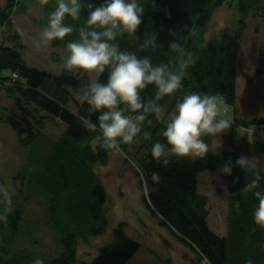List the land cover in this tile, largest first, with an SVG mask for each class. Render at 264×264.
Instances as JSON below:
<instances>
[{
  "label": "trees",
  "instance_id": "1",
  "mask_svg": "<svg viewBox=\"0 0 264 264\" xmlns=\"http://www.w3.org/2000/svg\"><path fill=\"white\" fill-rule=\"evenodd\" d=\"M214 1L209 0V3L201 5V0H140L144 6V14L143 23L136 34L139 40L124 34L116 41L121 50L137 51V45L143 41L146 33H157V47L147 48L139 53L141 56L150 57L153 64L168 63L170 58L175 57L176 54L171 52L169 44L177 37L181 38L185 49L193 53L196 63L186 71L182 81L183 88L160 101L166 118L174 111L183 95L193 92L201 95L220 93L226 97L227 104L233 105L237 98V69L241 66H255L257 73L264 70V2L259 4L260 0ZM225 1L229 6L235 4L238 12L236 32L228 33L221 29L218 36L208 38L213 11ZM88 2L99 6L103 0ZM81 3L80 19H65L67 25L77 29L86 25L88 15L87 0H81ZM259 5L262 6L260 14L263 18L257 23L254 33L244 41L246 26L249 25V13L253 16L260 15L259 9L253 12L250 8ZM13 7V0H7L6 4L0 0V25L8 29L12 28L10 16ZM190 30L196 35L183 39ZM16 37L8 35L6 38ZM78 39V31H74L64 40L53 41V44L67 51V43ZM18 42L9 45L5 41L0 42V90L14 86L16 88L13 89L21 94V98L20 94L17 95V106L13 113H0V124L9 125L17 132L22 145H29L44 136L47 122L55 123L58 119L67 125L64 134L55 140V151L45 163L43 175L37 180L47 191L48 223L59 235L63 251L57 258L41 259L44 264H127L138 251L140 244L126 233L122 223L114 230L112 239L99 249L98 255L92 261L80 260L77 253L81 240L86 241L102 233L108 224L105 190L98 181L94 167L108 161L110 150L103 147L100 131L91 132L85 129L79 119L88 116L87 103L83 101L76 111L68 106L71 94L67 88L80 93V89L89 79L73 74L55 75L29 67L23 59ZM5 71L9 74H4ZM14 72L19 74L16 79L12 76ZM99 79L106 82L107 71ZM141 94L145 99L154 96L155 87L149 86ZM127 111L131 113L128 109ZM98 115L99 113H96L91 116L93 122H97ZM150 118L153 123L145 124L137 139L145 138L143 132L147 131L153 136V143H166V139L160 135L161 129L166 127L165 122ZM229 121L231 127L225 133H231L237 127L264 125V118L251 121L235 118ZM217 135L205 136L202 139L209 143ZM97 138L99 141L94 145L93 141ZM244 142L239 147H249L248 142ZM82 143L86 146L81 147ZM151 148L145 147L142 157L141 171L146 182V192L143 190V194L162 224L168 226L175 236L189 243L209 264H245L249 258L253 260V264H264V229L254 222V210L258 206V200L254 192L241 191L247 181L252 179V175L235 166V161L243 154L234 149L208 150L204 159L192 160L172 156L170 164L164 167L152 158ZM121 149L127 152V145L121 144ZM228 162L233 165L232 175L229 176L228 228L226 235H220L210 227L209 199L199 192L198 179L200 173L218 170ZM152 172L159 173L158 184L153 183L150 175ZM261 175L264 177V172ZM236 177H239V183H233ZM0 184L5 185L1 176ZM256 190L264 191V179ZM236 201H239V209L235 206ZM13 202L15 204L14 198ZM13 214L14 212L9 215L6 224L0 222V237ZM16 256L23 257V254L11 256L9 247L0 243V264H14Z\"/></svg>",
  "mask_w": 264,
  "mask_h": 264
},
{
  "label": "rangeland",
  "instance_id": "2",
  "mask_svg": "<svg viewBox=\"0 0 264 264\" xmlns=\"http://www.w3.org/2000/svg\"><path fill=\"white\" fill-rule=\"evenodd\" d=\"M2 2L6 4L7 0ZM263 2L264 0H260L258 3ZM13 3V13L10 16L12 28L0 25V42L5 41L9 45L19 41L23 59L29 67L55 75L73 74L88 78V74L83 71L69 72L64 68L63 60L68 52L55 46L53 41L40 47L35 46L34 42L39 39L40 32L48 24L50 13L57 7V0H49L46 5H41L40 0H13ZM204 3H209V0H201V5ZM227 3L223 2L213 11L208 38L218 36L221 29L228 33L236 32L238 12L235 4L229 6ZM260 8L261 5L252 6L250 9L253 12L259 9L260 14ZM28 9H31V12ZM262 18V14L253 16L249 13V25L246 26L244 41L254 33ZM8 35L17 37L7 39ZM3 73L9 74L8 71ZM12 75L17 78L14 73ZM7 87L9 88L0 90L1 114L4 111L13 113L17 106L15 100L20 94L13 89L16 87ZM67 90L71 94L68 106L76 111L78 105L83 103L81 94L71 88ZM236 96L235 104H226L227 111H222L226 119L244 118L251 121L264 118V70L257 73L255 66L239 67ZM120 110L125 115H134L128 113L125 105H120ZM57 121L47 122L44 136L29 145H22L19 135L9 125L0 124V176L16 206L4 234L0 237V243L9 247L11 256L23 254V257H15L14 264H34L36 258L54 259L63 251L59 235L48 223L47 191L37 182L38 177L43 175L45 163L55 151V140L59 139L67 128L66 123L58 119ZM142 140L144 143L140 142ZM98 141V138L95 139L94 145ZM244 141L248 142L249 147H239ZM153 144L152 135L150 140L136 138L133 144L127 145V152L122 149L120 152L110 150L108 161L95 165L98 181L105 190L108 224L102 233L78 243L77 253L80 260L92 261L98 255L99 249L112 239L114 230L122 223L126 233L140 244L138 251L127 264H209L189 243L175 236L168 226L162 224L144 197L146 182L145 177L142 179L141 175L142 157L145 147L150 148ZM207 144L209 151L234 149L245 156L256 155L264 160V125L237 127L231 133L217 135ZM198 180L199 192L209 199L210 227L217 234L226 235L229 176L219 174L218 170L204 171L199 174ZM225 188L228 195L225 194Z\"/></svg>",
  "mask_w": 264,
  "mask_h": 264
},
{
  "label": "clouds",
  "instance_id": "3",
  "mask_svg": "<svg viewBox=\"0 0 264 264\" xmlns=\"http://www.w3.org/2000/svg\"><path fill=\"white\" fill-rule=\"evenodd\" d=\"M48 2L40 0L41 5ZM87 8L86 25L77 29L67 25L65 19H80L81 0H57V7L50 13L48 24L34 42L36 47H40L57 39L64 40L78 31L79 39L66 45L68 55L63 60V66L69 72L79 70L88 74L89 82L80 89L82 101L89 106L88 116L79 117L83 127L91 132L99 130L103 147L120 152L121 144H133L145 124L153 123L150 117H154L156 121L166 124L160 132L166 143L157 141L151 148L152 158L157 164L167 167L172 156L204 159L208 154V144L202 137L223 134L231 127V122L222 115V111H227L226 97L220 93L185 94L167 118L160 104L164 97L172 96L183 88L186 71L196 63L193 53L187 51L181 38L177 37L169 44L175 57L170 58L168 63L153 64L150 57L139 53L157 47L158 34L155 32L145 34L143 41L137 45V51L121 50L116 41L124 34L139 40L136 34L143 23L144 14L140 0H103L99 6L87 0ZM28 11L31 12V9ZM195 35L190 30L183 39ZM106 71L107 81L101 82L99 77ZM149 86L155 87V94L145 99L141 93ZM120 105L127 106L135 115H125ZM96 113H99L97 122H93L91 116ZM143 135L145 139H151L149 132L144 131ZM85 146L81 144V147ZM235 166L252 175V179L247 181L241 191L254 192L258 200L254 222L264 229V191L256 190L264 179L261 175L264 172V160L256 155H240ZM232 172L231 162L218 169L221 175L231 176ZM150 175L154 184L160 182L158 172ZM233 183H239V177ZM225 194L228 195L226 188ZM235 206L239 209V201H236ZM15 209L7 186L0 184V222L6 224ZM34 264H44V260L36 258ZM245 264H253V260L249 258Z\"/></svg>",
  "mask_w": 264,
  "mask_h": 264
},
{
  "label": "built area",
  "instance_id": "4",
  "mask_svg": "<svg viewBox=\"0 0 264 264\" xmlns=\"http://www.w3.org/2000/svg\"><path fill=\"white\" fill-rule=\"evenodd\" d=\"M18 75H19V74H18L17 72H14V76H15V77H18ZM12 76H13V75H12ZM13 79H15V78L13 77Z\"/></svg>",
  "mask_w": 264,
  "mask_h": 264
}]
</instances>
